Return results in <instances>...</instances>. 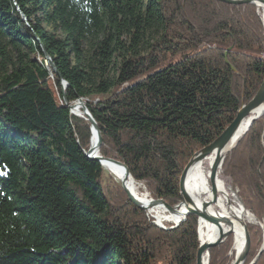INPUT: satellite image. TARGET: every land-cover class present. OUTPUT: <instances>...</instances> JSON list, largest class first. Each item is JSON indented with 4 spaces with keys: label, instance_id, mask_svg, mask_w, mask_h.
<instances>
[{
    "label": "trees",
    "instance_id": "1",
    "mask_svg": "<svg viewBox=\"0 0 264 264\" xmlns=\"http://www.w3.org/2000/svg\"><path fill=\"white\" fill-rule=\"evenodd\" d=\"M263 79L264 18L254 5L0 0V264H196L198 217L161 228L122 183H106L87 156L92 125L71 106L82 99L100 126L101 156L176 206L191 157ZM221 171L259 222L249 224L254 259L264 245V115ZM232 238L208 264H230Z\"/></svg>",
    "mask_w": 264,
    "mask_h": 264
},
{
    "label": "water",
    "instance_id": "2",
    "mask_svg": "<svg viewBox=\"0 0 264 264\" xmlns=\"http://www.w3.org/2000/svg\"><path fill=\"white\" fill-rule=\"evenodd\" d=\"M216 1L233 6H245L249 4L257 5L258 3L264 4V0H216ZM43 52L45 54L46 65L52 70L57 71L52 59L47 54L45 49H43ZM226 62L228 63L227 59ZM59 76L61 77L60 74ZM67 86H68L67 83L64 81L62 85L63 90H65ZM78 103L82 107V113H80L81 116L86 117L90 121L92 125V134L95 133L97 136L96 144L94 147L92 146L90 147V149L87 152V156L90 157L91 159L99 161L102 166H104V164L106 163L114 164L125 171L127 178H132L129 168L124 163L109 157L101 156L99 154L102 145V134H101L100 126L97 124L95 119L88 111L84 101L80 99ZM74 109H75L74 105L71 106L72 113L76 114L74 112ZM263 115H264V79L256 95L248 103L242 104L240 109L237 111V115L235 119L222 132V134L218 136L212 143L208 144L207 146L203 147L202 149L194 153V155L191 157L190 161L185 166L180 177V194L182 200L176 206H171L163 199H152V201L148 203L142 202L141 200H139L130 193V191L125 185V182L122 183V187L127 193L129 200L136 207L142 210H148V207L150 206L161 205L171 215H176V214L181 215L180 219L172 227H169L168 229L177 227L182 222H184L190 215L197 216L199 219V224L200 222L204 221L212 227V229L216 234V238L208 242H201L199 239L200 246L198 248V252L196 255V264H208L210 260L211 250L215 249L218 246H221L227 241V239L231 235L235 236L236 234V231L234 230L235 218L233 216H231L230 214H226L224 210H222V213H220L216 209H214L213 212L210 211V208L212 206L217 205L218 202L217 187H216L217 186L216 183L218 179V171L219 169L222 168L224 160L228 156V154L238 146V144L245 137V135L247 134L253 123ZM245 121H248V125L246 128L243 127ZM209 155H214V161L212 164L211 175H210L211 185H212V189H211L212 198L210 201L205 202L201 207H199L192 200L190 194L186 190V180H187L188 172L191 169V167L196 162L205 159ZM234 193L239 201L238 202L239 206H241L245 212H248L242 199L239 198V196L235 191ZM180 207H184L183 212H180L179 210ZM155 224L159 225V222L155 221ZM241 224L244 232L243 248L241 252L235 256V259L232 264H246L247 258L251 253L252 238L248 227L249 223L246 220H242ZM262 229L264 232L263 224H262ZM263 250H264V245L260 250L259 254L256 256V258L251 262V264H254L258 260Z\"/></svg>",
    "mask_w": 264,
    "mask_h": 264
},
{
    "label": "bare ground",
    "instance_id": "3",
    "mask_svg": "<svg viewBox=\"0 0 264 264\" xmlns=\"http://www.w3.org/2000/svg\"><path fill=\"white\" fill-rule=\"evenodd\" d=\"M258 9L263 11V18H264V4L258 3L256 5ZM75 109L74 112L78 115L82 113V107L79 103L74 105ZM80 109V111H79ZM248 125V121H245L243 127L246 128ZM97 141V136L94 133L91 140V146L94 147ZM214 161V155H209L205 159L196 162L188 172L187 180H186V190L190 194L192 200L201 207L205 202L210 201L212 198L211 195V169L212 164ZM106 170L113 173L121 183L125 182L126 187L130 191L132 195L136 198L141 200L142 202L148 203L151 202L152 199L145 197L144 195L139 194L138 191V184L135 183L133 178H127L125 171L114 165L106 163L103 166ZM223 176V175H222ZM221 176V169L218 171V179L216 183L217 187V195H218V202L217 205L212 206L210 211L213 212L214 209L218 210L222 213V210L226 214H230L235 218L234 222V230L236 231L235 234V242H234V250L236 251L235 256L241 252L243 248V240H244V232L243 227L241 224L242 220H246L247 222H252L255 218L254 216L248 211L245 212L241 206H237L235 201L234 193L230 192L228 185L225 183L224 179ZM239 202L238 200H236ZM234 203V204H233ZM239 205V204H238ZM180 212L184 211V207L179 208ZM152 213L159 222L170 221L172 222V226L180 219L181 215H171L163 206H150L148 210ZM166 226V225H165ZM216 238V234L212 227L202 221L199 224V239L201 242H208Z\"/></svg>",
    "mask_w": 264,
    "mask_h": 264
},
{
    "label": "rangeland",
    "instance_id": "4",
    "mask_svg": "<svg viewBox=\"0 0 264 264\" xmlns=\"http://www.w3.org/2000/svg\"><path fill=\"white\" fill-rule=\"evenodd\" d=\"M245 6H253V4H249V5H245ZM254 6H256V5H254ZM243 104H245V103H243ZM79 111H80V109H79ZM233 151V150H232ZM231 151V152H232ZM230 152V153H231ZM229 153V154H230ZM228 154V155H229ZM106 170V169H105ZM223 175V176H222ZM106 177H105V179L107 180L106 181V183H109V182H111L112 180L113 181H115L116 183H120L121 184V181H119L118 180V178L113 174V173H111L110 171H108V170H106V175H105ZM221 176H222V178L224 179V181H225V183L228 185V188H229V190H230V192H232V193H234V191L237 193V195L239 196V198H241L240 197V195H239V193H238V189L234 186V184H233V182H232V179L229 177V176H226V175H224L223 173H222V171H221ZM121 186H122V184H121ZM138 191H139V194H141V195H144L145 197H148L149 199H152V198H150L149 196H148V193L146 192V190H145V188H141V186L138 184ZM123 188V187H122ZM145 190V191H144ZM146 192V193H145ZM234 195H235V193H234ZM234 201H235V204L237 205V206H239L238 205V202L236 201V200H238L237 198H236V196H235V198L233 199ZM243 201V200H242ZM244 203V202H243ZM234 204V203H233ZM247 209V208H246ZM145 211H147V210H145ZM148 212V215L150 216V218L153 220V222L155 223V221H157V222H159L157 219H156V217L152 214V213H150L149 211H147ZM163 223H165V225L168 227H171L172 226V222H170V221H164ZM249 224H250V222H248ZM251 223H253V224H257V223H259L258 222V220L257 219H254ZM259 225V224H258ZM264 225V224H263ZM249 227V226H248ZM263 230V229H262ZM232 236V235H231ZM231 236L227 239V241L224 243V244H222L221 246H218V247H222L223 245H225L230 239H231ZM233 237L234 238H232V249L234 250V242H235V236L233 235ZM252 238V237H251ZM263 238H264V232H263ZM234 239V240H233ZM218 247H216V248H218ZM235 251V250H234ZM251 252H252V248H251ZM230 254H231V252H230ZM235 254H236V251H235ZM231 258V257H230ZM256 258V257H255ZM254 258V259H255ZM234 259L235 258H233L231 261H230V264H232L233 263V261H234ZM252 257H251V253H250V255H249V257L247 258V261H246V264H251V262L254 260Z\"/></svg>",
    "mask_w": 264,
    "mask_h": 264
},
{
    "label": "built area",
    "instance_id": "5",
    "mask_svg": "<svg viewBox=\"0 0 264 264\" xmlns=\"http://www.w3.org/2000/svg\"><path fill=\"white\" fill-rule=\"evenodd\" d=\"M159 226L161 227V228H168L167 226H165V223H163V222H159ZM172 227V226H171Z\"/></svg>",
    "mask_w": 264,
    "mask_h": 264
}]
</instances>
